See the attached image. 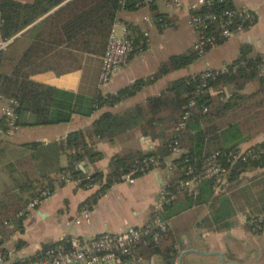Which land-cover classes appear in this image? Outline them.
I'll return each mask as SVG.
<instances>
[{
  "label": "trees",
  "instance_id": "obj_1",
  "mask_svg": "<svg viewBox=\"0 0 264 264\" xmlns=\"http://www.w3.org/2000/svg\"><path fill=\"white\" fill-rule=\"evenodd\" d=\"M155 1L34 0L26 4L0 0L4 38L16 36L39 20L33 28L41 26L20 58L15 57L14 41L0 52V97L17 116L16 126H55L68 123L73 115L90 117L95 109L114 107L158 78L196 61L193 51L172 56L160 64L154 76L106 96L95 94L86 97L33 80L39 74L63 75L76 71L85 55L101 56L118 12L134 11ZM262 66L264 63L260 58L237 60L226 73L208 80L207 89L201 95H195L199 84L197 76L181 78L142 104L121 113L101 114L90 128L69 133L64 140L22 145L27 155L5 167L10 184L4 185L0 193V225L15 220L42 192L53 191L55 183L62 185L60 176L64 174H69L74 180L82 179L80 186L85 187L89 183L84 180L87 174L82 173L78 165L86 160L90 164L101 160V153L95 145L102 141L112 142L120 134L137 130L143 138L157 141L158 146L146 152L125 150L111 159L106 174L100 172L89 176L92 184H98L99 188L87 200L88 208L144 160L161 161L168 157L172 145L178 142L184 153L174 159V176L168 185V191L176 199L166 204V213L160 218L167 220L194 207H207L208 214L202 221L207 230H228L233 227V218L241 213L245 216V230L261 234L264 227V143L253 145L238 156L239 146L246 142L243 137L245 124L257 118L260 106L258 103L250 104L241 109L240 115L232 111L237 105L235 99H244L243 96L232 94L227 101L215 102L210 91L215 89L220 92L217 97H221L226 85L235 82L240 90L249 81L259 78L258 90L252 96L264 93ZM192 99L195 101L194 109L185 129L179 132L183 109ZM203 109H208V112L203 113ZM231 112L233 114L228 117L227 113ZM218 119L220 122L215 123ZM6 127L4 118L0 121V130L6 131ZM215 153L219 164L227 171L225 184L216 190L218 182L215 180L202 181L191 195L181 190L179 183L187 179V169H199ZM63 155L68 160L65 168L60 165ZM251 170L259 172L247 175ZM141 176L143 173H133L134 178ZM27 213L18 218L22 219ZM165 239L162 238L158 245L145 248L141 254L147 258L160 255L166 261H172L176 252L165 244ZM52 247L55 246H45L43 252Z\"/></svg>",
  "mask_w": 264,
  "mask_h": 264
},
{
  "label": "crops",
  "instance_id": "obj_2",
  "mask_svg": "<svg viewBox=\"0 0 264 264\" xmlns=\"http://www.w3.org/2000/svg\"><path fill=\"white\" fill-rule=\"evenodd\" d=\"M14 1L30 4L34 0ZM158 1L172 8L164 13H158L156 5ZM193 1L195 0H186L181 10L164 0H156L153 4H146L134 11L120 10L110 35L113 32L120 37L124 34V27L132 28L135 38L134 49L128 65L118 69L105 86H100L98 82L103 54L83 56L81 65L76 71L63 75L51 72L39 74L34 76L33 80L89 97L95 94L102 96L116 94L138 80L154 76L160 64L170 57L192 51L195 34L188 22L186 5ZM227 1L234 9L252 11L256 16V22L252 27L207 50L201 59H197L199 62L196 60L187 67L158 78L133 97L122 100L114 107L102 106L95 109L90 117L73 115L68 123L55 126H17V130L11 136L0 133V138L17 140L25 135L28 138L29 133L36 132V138L30 141L43 144L61 141L69 133L90 128L105 112L121 113L137 104L144 103L148 98L159 95L175 80L196 76L206 71L226 72L240 59L260 58L264 63V0ZM146 6L151 13L145 11ZM39 22L40 20L27 27L14 39L16 58L21 57L40 31L41 26L33 28V25ZM258 87L259 78L249 81L240 90L235 85L232 93L243 96L244 99H235L237 105L234 110L240 111L248 102L249 104L258 103L260 114L257 118L264 115V93L252 96ZM210 94L215 102L223 101V99L227 101L232 96L227 97L223 93L221 97H217L220 92L215 89H212ZM2 119L4 118L0 116V121ZM219 122L220 119L215 120V123ZM259 126L256 132L243 131L246 142L239 146V153L244 154L251 146L264 143V119ZM157 146V141L143 138L139 131H129L118 135L112 142L102 141L96 144L95 149L101 153V160L95 164H90L86 160L78 165V169L80 171L83 169L89 176L100 172L106 174L111 159L119 153L125 150L146 152ZM60 165L67 167L68 160L65 155L60 158ZM257 172L259 171L251 170L247 175ZM173 176L174 171L156 169L135 178L133 184L125 181L114 184L91 208L87 207L86 202L99 186L87 188L75 183L58 185L57 182L50 195L40 198L37 206L28 211L22 219L15 217V220L0 225L2 229L0 253L10 262L34 260L41 256L47 245L60 246L74 237L92 240L106 233L119 234L128 227L147 226L156 214L164 217L166 208L157 212L156 207L161 203L162 193H170L168 185ZM193 191L195 188L192 189ZM85 210L90 214L89 221L76 224ZM207 214V207H194L167 219L170 226L165 237L162 238H166L165 244L172 246L176 252V257L172 261H166V258L160 255L147 258L141 254L147 248L144 247L138 250L136 260L126 259L122 264H179L180 258V264H264V227L259 235L246 231L245 216L238 213L233 218L232 228L223 231L207 230L202 224ZM190 251L202 253V255L189 253Z\"/></svg>",
  "mask_w": 264,
  "mask_h": 264
},
{
  "label": "built area",
  "instance_id": "obj_3",
  "mask_svg": "<svg viewBox=\"0 0 264 264\" xmlns=\"http://www.w3.org/2000/svg\"><path fill=\"white\" fill-rule=\"evenodd\" d=\"M176 9H182L186 0H164ZM227 0H195L186 5L188 13V22L195 34V41L192 45V51L197 59H201L207 50L218 46L221 42L229 39L235 34H239L244 30L252 27L256 22V16L252 11L247 9H234L228 5ZM124 34L116 36L113 32L107 40V44L101 59V69L98 82L100 86L109 83L114 73L128 65L133 49L134 34L132 28L124 27ZM4 38L2 35V21L0 20V52L4 51L16 37ZM261 74H264V66L261 67ZM226 73L206 71L196 75L199 80L195 95L203 94L207 89V82L214 79L217 75ZM195 101L190 100L183 109V113L178 124L179 132H183L186 122L188 121ZM208 109H203V113H207ZM0 116L5 118L7 122L6 131L0 130L5 136H11L16 130L17 116L10 108L9 104L0 97ZM184 153L178 142H175L170 154L165 159L159 161L156 159L144 160L135 170L124 176L122 181L133 184L135 178L134 172L144 174L152 170L164 169L168 172L175 170L173 161L175 158ZM241 156V153L238 154ZM218 154L215 153L208 157L199 169L188 168L185 175L187 179L179 183L181 190H186L189 195L194 194L192 189L202 181L215 180L218 190L225 184L227 171L222 168L218 161ZM89 181L87 188L99 186L92 184L89 175L84 179ZM62 183H75L81 185L82 179H72L69 174L60 176ZM220 184V185H219ZM50 192L44 191L39 198L33 200L25 210L18 214L23 216L25 212L34 209L40 198L47 197ZM175 200V195L171 193H162L161 203L156 207V211L163 210L166 204ZM90 214L87 210L81 213L76 224L89 221ZM262 220V219H261ZM169 222L162 220L159 215H155L151 223L144 227H128L119 234H103L92 240H85L74 237L60 246L46 249L38 259L34 260H18L10 262L0 253V264H122L126 259L136 260L137 252L140 248L149 247L150 245H158L162 237L169 229ZM2 238V229L0 227V239Z\"/></svg>",
  "mask_w": 264,
  "mask_h": 264
},
{
  "label": "rangeland",
  "instance_id": "obj_4",
  "mask_svg": "<svg viewBox=\"0 0 264 264\" xmlns=\"http://www.w3.org/2000/svg\"><path fill=\"white\" fill-rule=\"evenodd\" d=\"M27 2H30L31 0H26ZM157 11L158 13H164V11L172 8L170 6H166L163 5L161 2H157ZM150 12V9L148 8V6L145 7V11ZM199 62V60H197ZM198 65V64H197ZM235 87V82L226 85L223 88V93L227 96L230 97L233 93V88ZM250 105L249 102L246 106ZM241 111V110H240ZM240 111H232L234 113H241L240 115H242V112ZM227 113L228 117H231L230 115H232L233 113ZM246 112V109L245 111ZM226 116V117H227ZM252 117V115H251ZM246 119V118H245ZM264 119V115H262L260 118H256V119H250L249 123L245 124V128L243 129L244 132H250L251 130L253 131H257L258 128L260 127V122H263ZM262 120V121H261ZM27 135H25L23 138H19V139H13V138H5V137H1L0 138V193L3 190L4 185L10 184V179L8 177V174L6 172L5 167L8 166L10 163L20 159L21 157H24L27 155V152L22 148V145L17 144L19 142H24V143H28V142H32L30 140H34L37 136L36 132H32L28 134V138L26 137ZM62 158V156H61ZM63 164V163H62Z\"/></svg>",
  "mask_w": 264,
  "mask_h": 264
},
{
  "label": "water",
  "instance_id": "obj_5",
  "mask_svg": "<svg viewBox=\"0 0 264 264\" xmlns=\"http://www.w3.org/2000/svg\"><path fill=\"white\" fill-rule=\"evenodd\" d=\"M81 172H82V173H85L83 169H81ZM189 253H192V254H200V255H202V253H197V252H194V251H190ZM180 262H181V258H180V260H179V264H180ZM234 264H237V263H234Z\"/></svg>",
  "mask_w": 264,
  "mask_h": 264
}]
</instances>
